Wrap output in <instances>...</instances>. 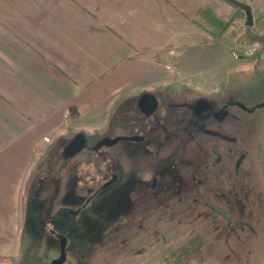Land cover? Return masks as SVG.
<instances>
[{
	"label": "rangeland",
	"instance_id": "374dc122",
	"mask_svg": "<svg viewBox=\"0 0 264 264\" xmlns=\"http://www.w3.org/2000/svg\"><path fill=\"white\" fill-rule=\"evenodd\" d=\"M237 1L253 11L264 2ZM219 7L221 20L230 21L232 5L221 1ZM210 28L220 32L222 25ZM240 30L245 21L225 31L222 47L230 49ZM250 63L226 67L216 93L195 82L127 92L126 102L134 98L137 105L145 93L159 100L153 115H140L133 133L105 120L111 104L88 120L74 115L36 159L22 199L20 241L2 250L7 256L0 264H52L61 256L62 238L63 264H158L180 246L189 264H264V63ZM258 86L262 92L254 96ZM223 102L226 117L219 114ZM79 135L87 146L64 159L65 146ZM136 135L144 140L133 142ZM117 138L88 161L100 141ZM237 160L244 164L236 174ZM113 176L116 181L103 188ZM168 204L181 214L173 215ZM157 205L170 212L153 217ZM242 220L248 226L240 228Z\"/></svg>",
	"mask_w": 264,
	"mask_h": 264
},
{
	"label": "crops",
	"instance_id": "0c3cea01",
	"mask_svg": "<svg viewBox=\"0 0 264 264\" xmlns=\"http://www.w3.org/2000/svg\"><path fill=\"white\" fill-rule=\"evenodd\" d=\"M221 1L0 0V257L20 241L38 155L74 115L111 104L109 122L127 92L161 84L216 93L226 67L252 65L235 56L243 30L227 49L210 28L222 22Z\"/></svg>",
	"mask_w": 264,
	"mask_h": 264
},
{
	"label": "trees",
	"instance_id": "16d2710c",
	"mask_svg": "<svg viewBox=\"0 0 264 264\" xmlns=\"http://www.w3.org/2000/svg\"><path fill=\"white\" fill-rule=\"evenodd\" d=\"M224 1L232 5L234 14L231 16L230 21L221 22L222 25L221 31L213 33L216 37H221L225 33V31L234 24H239L243 21H245L246 23L245 12L242 9L235 6L234 4H232L229 0H224ZM239 39L240 40L246 39L248 41L264 40V2H263V7H258L254 9V25L252 27H248L246 25L244 33ZM235 56L237 59H246L249 61L252 60V58H245L244 56L240 57L238 54H236ZM254 58H255V66L256 68H258L263 62L261 61L259 56ZM126 101L127 100L123 101L121 104L118 105V107L115 110V113L112 115L111 119L109 120V125H111V127L113 128L121 127L125 131L133 133L136 130L137 126H139L141 122L140 115H142L143 113L139 110L138 105L135 104L134 98H131L130 100H128V102ZM262 107H264V103L262 104ZM132 135L133 134H131V136ZM90 151L92 153L88 155L89 156L88 161H94L93 159L95 158L94 157L95 151L93 148ZM169 201L173 202V198H170ZM169 205L172 206L173 208L172 210L176 211V213L172 212L173 215L176 214L175 216H177V214L178 215L181 214L179 213V211H181V208H178L177 206L175 208L173 204H168V206ZM154 208L155 209L150 210V212L154 211L152 215L153 217L162 218L164 217V214L169 211L168 209L164 210L163 209L164 206H160V205L154 206ZM180 248L181 246L177 249H174L171 254L169 253L167 256L163 257V259L158 264H189L188 262L189 260L185 256L186 254L185 251H181Z\"/></svg>",
	"mask_w": 264,
	"mask_h": 264
},
{
	"label": "water",
	"instance_id": "95a60500",
	"mask_svg": "<svg viewBox=\"0 0 264 264\" xmlns=\"http://www.w3.org/2000/svg\"><path fill=\"white\" fill-rule=\"evenodd\" d=\"M232 4L237 6L238 8L242 9L246 14V25L248 27H252L254 25V13L252 7L247 4L243 3L237 0H229ZM138 107L140 111L146 115L151 116L153 115L156 110L158 109V100L155 95H145L140 98L138 102ZM133 142H142L144 140L143 137L140 136H133L132 138ZM119 141V138L114 140L104 139L100 141L97 146L94 148V150H99L102 146H113ZM88 143V139L85 135H79L77 138H75L73 141H71L63 150V157L64 159H71L78 155L86 146ZM116 181V176H113L112 180L109 181L103 188H107L110 186L113 182ZM157 180H154L153 182V189L156 187ZM66 243L67 240L65 238L61 239V256L59 259L55 260L52 264H63L65 262V250H66Z\"/></svg>",
	"mask_w": 264,
	"mask_h": 264
},
{
	"label": "built area",
	"instance_id": "2783aa9c",
	"mask_svg": "<svg viewBox=\"0 0 264 264\" xmlns=\"http://www.w3.org/2000/svg\"><path fill=\"white\" fill-rule=\"evenodd\" d=\"M237 50L245 58H254L259 56L261 61L264 63V40H239L237 42Z\"/></svg>",
	"mask_w": 264,
	"mask_h": 264
},
{
	"label": "flooded vegetation",
	"instance_id": "af4514ba",
	"mask_svg": "<svg viewBox=\"0 0 264 264\" xmlns=\"http://www.w3.org/2000/svg\"><path fill=\"white\" fill-rule=\"evenodd\" d=\"M155 95V94H153V93H145V94H143L141 97H143V96H145V95ZM156 96V95H155ZM140 97V98H141ZM157 97V96H156ZM140 98H139V100H140ZM157 100H158V98H157ZM158 108H159V100H158ZM140 110V109H139ZM229 141H230V139H229ZM70 143V142H69ZM68 143V144H69ZM67 144V145H68ZM229 146V145H228ZM66 147V146H65ZM228 149H230V147H228ZM226 150V152H225V154H227V156L225 157V162H227L228 160H229V156H231V153H230V150ZM219 161H222V159H219ZM223 162V161H222ZM229 162V161H228ZM238 163H240V161H236L235 162V164H234V170H236V174L237 173H241V168H242V165L243 164H238ZM243 163V162H242ZM263 172H264V169H263ZM250 173V170L248 171V174ZM243 221V220H242ZM261 223H259V224H257L256 226H255V230L253 231L254 233H252V236H255V234H257L259 231H260V229L259 228H261L262 226L260 225ZM243 226H248V224H246V221H243V224L242 225H240L239 227L240 228H242ZM250 237H251V235H250Z\"/></svg>",
	"mask_w": 264,
	"mask_h": 264
}]
</instances>
